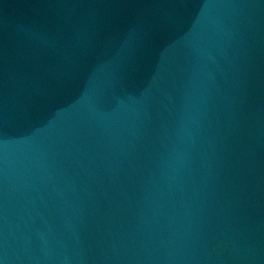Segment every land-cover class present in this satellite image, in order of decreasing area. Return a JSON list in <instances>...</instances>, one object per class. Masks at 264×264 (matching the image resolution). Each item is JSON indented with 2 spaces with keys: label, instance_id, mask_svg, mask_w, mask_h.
<instances>
[{
  "label": "water",
  "instance_id": "water-1",
  "mask_svg": "<svg viewBox=\"0 0 264 264\" xmlns=\"http://www.w3.org/2000/svg\"><path fill=\"white\" fill-rule=\"evenodd\" d=\"M0 264H264V0H0Z\"/></svg>",
  "mask_w": 264,
  "mask_h": 264
}]
</instances>
